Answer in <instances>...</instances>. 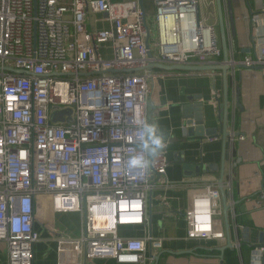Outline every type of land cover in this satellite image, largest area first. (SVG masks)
I'll list each match as a JSON object with an SVG mask.
<instances>
[{
	"label": "built area",
	"instance_id": "2783aa9c",
	"mask_svg": "<svg viewBox=\"0 0 264 264\" xmlns=\"http://www.w3.org/2000/svg\"><path fill=\"white\" fill-rule=\"evenodd\" d=\"M151 3L158 34L152 59L149 14L139 0H0V242L9 264H34L43 199L54 213L81 219L79 237L56 239L59 264L105 258L145 264L148 246L153 256L162 250V241L151 236H120L122 227L145 224V201L156 186L152 172L164 175L167 166L158 153L148 156L146 167L130 166L132 157L146 155L140 120L148 122L156 73L121 71L151 62H225L213 29L197 16L199 0ZM90 13H107L108 29L91 30ZM260 17L252 22L258 25ZM227 65L233 75L239 67L264 70V49L240 61L232 55ZM236 137L231 134V147L245 141ZM221 198L216 183L190 189L189 240L225 239L216 225ZM263 201L264 193L257 206ZM240 247L235 243L241 260ZM253 254L264 260V245Z\"/></svg>",
	"mask_w": 264,
	"mask_h": 264
},
{
	"label": "crops",
	"instance_id": "0c3cea01",
	"mask_svg": "<svg viewBox=\"0 0 264 264\" xmlns=\"http://www.w3.org/2000/svg\"><path fill=\"white\" fill-rule=\"evenodd\" d=\"M147 1L152 10L148 13L152 15L154 9L151 0ZM199 1V19L205 27L213 29L221 50L219 61L224 62L217 1ZM230 7L234 15V30ZM263 10V0H223L229 59L232 55L238 61L245 57H256L264 49ZM256 15L261 16L258 25L252 22ZM89 16L91 30L108 29L104 14L90 13ZM154 72L156 78L150 85L147 120L155 123L163 135L165 146L157 153L165 156L167 166L164 175L158 171L152 172V181L156 186L145 201V224L122 227L120 236H151L162 241V250L155 252L154 256H151L152 250L148 246L145 264H225L229 250L237 253L239 264H245L242 247L256 249L264 245L260 243V235L264 233V201L257 206L259 195L264 193V70L239 67L235 75L229 70L227 82L222 71ZM192 103L203 105L205 127L217 130L212 141L208 137L190 133L187 121L192 119H185L183 110ZM188 115L193 117L192 114ZM225 117L229 134L226 149L223 135ZM232 133L236 134V138L244 136L245 141H236L231 147L229 139ZM155 155L149 158L153 159ZM222 179L233 245L232 249L225 251L222 250L228 245V228L222 198V210L216 217V225L224 233L225 239L189 240L184 217L189 207L190 189L208 183L219 184ZM228 184L232 187L230 190L226 188ZM36 218L35 228L41 241L35 246L34 264H59L56 239L60 236L79 237L80 216L54 213L50 202L43 199L42 207L37 208ZM237 242L241 243V260L234 249ZM253 253L254 250L247 264H264V260L259 261V257ZM8 261L7 246L0 242V264H9ZM86 264L119 263L105 258Z\"/></svg>",
	"mask_w": 264,
	"mask_h": 264
},
{
	"label": "water",
	"instance_id": "95a60500",
	"mask_svg": "<svg viewBox=\"0 0 264 264\" xmlns=\"http://www.w3.org/2000/svg\"><path fill=\"white\" fill-rule=\"evenodd\" d=\"M217 1V7H218V15H219V20H220V28H221V34H222V42H223V56H224V62L225 64L222 65H166V64H161V63H155V62H151L149 63V65L145 68V69H134V70H124L121 71V73H136V72H142L144 70L147 71H154V70H159V71H165V72H216V71H222L224 73L225 76V80L227 82V74L228 71L230 70L229 66L227 65V62L229 61V57H228V44H227V33H226V25H225V20H224V13H223V0H216ZM264 3V0H263ZM145 4H146V0H139V5L140 8L142 10L145 11ZM230 13V20H231V24H232V28L234 30V15H233V11L232 8L230 7L229 10ZM263 15H264V10H263ZM197 16L199 18V7L197 8ZM147 33H148V38L150 36L149 34V30L147 28ZM146 48L148 50V57L150 59L153 58V53L151 51V47H150V43H149V39L146 41ZM260 70H263V68H257ZM13 72H16L18 74H22L23 72L21 71H15V70H10ZM110 73H119L118 71H110ZM197 99V98H196ZM228 104V101L226 102ZM202 109H203V105H201L200 103H192V105L186 106L183 110V117L187 120H191L192 121H187L188 126L191 128L189 131L190 133H194L199 137H208V138H212L217 134V130L214 128H206L205 127V123L203 120V116H202ZM227 111V109L225 110ZM188 114H192L193 117H190ZM152 114L149 117V121L151 119ZM59 117V116H57ZM223 135H224V140H225V149H226V140L229 136V134L227 133V117H225V119L223 120ZM193 128V129H192ZM219 189L222 195V199L224 202V211H225V217L227 220V237H228V245L227 247H225L222 251H225L227 249H232L233 245L231 243V239H230V232H229V224H228V205H227V198H226V193L224 191V187H223V179L219 182ZM247 231V230H246ZM245 232V231H244ZM245 238L247 240V242H249V239L247 237V235H245ZM260 243H264V233H262L260 235ZM250 247H252L251 245H249ZM152 256V254H151Z\"/></svg>",
	"mask_w": 264,
	"mask_h": 264
},
{
	"label": "clouds",
	"instance_id": "9594fccd",
	"mask_svg": "<svg viewBox=\"0 0 264 264\" xmlns=\"http://www.w3.org/2000/svg\"><path fill=\"white\" fill-rule=\"evenodd\" d=\"M144 137L141 141L142 151L146 155H137L131 158L130 166L133 168L146 167L148 156L155 155L159 150L164 148V138L155 123H149L144 119L140 120Z\"/></svg>",
	"mask_w": 264,
	"mask_h": 264
},
{
	"label": "trees",
	"instance_id": "16d2710c",
	"mask_svg": "<svg viewBox=\"0 0 264 264\" xmlns=\"http://www.w3.org/2000/svg\"><path fill=\"white\" fill-rule=\"evenodd\" d=\"M145 10L147 13L150 12V10H151L149 1H147L145 4ZM253 250H255V248L251 249V248L244 247V246L242 247V259H243L245 264L248 263L249 258L251 257ZM225 264H239V259H238L237 253L234 250H229L226 253Z\"/></svg>",
	"mask_w": 264,
	"mask_h": 264
},
{
	"label": "rangeland",
	"instance_id": "374dc122",
	"mask_svg": "<svg viewBox=\"0 0 264 264\" xmlns=\"http://www.w3.org/2000/svg\"><path fill=\"white\" fill-rule=\"evenodd\" d=\"M199 3H200V1H199ZM150 12H152V10H150ZM104 16L106 18V16H108V14L105 13ZM147 23H148V27H149V30H150V46H151V48L153 49V51L155 52V55H156L157 49L155 48V44L158 41V34H157V28H156L155 18L153 16V14L151 15V13H150L149 18L147 20Z\"/></svg>",
	"mask_w": 264,
	"mask_h": 264
}]
</instances>
